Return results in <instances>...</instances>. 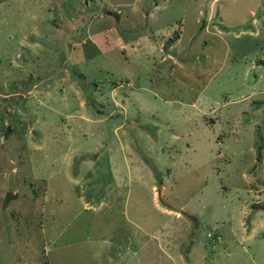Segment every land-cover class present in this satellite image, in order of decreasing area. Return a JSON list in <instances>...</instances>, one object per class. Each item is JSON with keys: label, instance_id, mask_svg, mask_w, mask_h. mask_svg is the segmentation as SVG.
Segmentation results:
<instances>
[{"label": "rangeland", "instance_id": "rangeland-1", "mask_svg": "<svg viewBox=\"0 0 264 264\" xmlns=\"http://www.w3.org/2000/svg\"><path fill=\"white\" fill-rule=\"evenodd\" d=\"M85 1L0 56V264H264V0Z\"/></svg>", "mask_w": 264, "mask_h": 264}, {"label": "crops", "instance_id": "crops-1", "mask_svg": "<svg viewBox=\"0 0 264 264\" xmlns=\"http://www.w3.org/2000/svg\"><path fill=\"white\" fill-rule=\"evenodd\" d=\"M62 1L63 0H0V56L2 61L5 60L3 53L9 54L10 56V58H8L6 61L16 59V56L20 52L22 54L24 52L25 54L30 53L31 49H29V46L35 44L33 41V37H36V41H38V39L41 38L40 36H43V34L37 30L40 28V27L37 28L38 25H46V26L49 25L53 27L54 30H59V31H61L62 29L65 30L68 27L71 29L72 26L70 25L74 24L71 21L72 16H69V18L65 17L63 21L57 20L54 17L55 15L57 18L61 19L60 13L62 12V10L59 4ZM80 1L81 3L82 1L86 3L85 0H79V2ZM73 4L77 5L76 3H72V4L68 3L67 5L68 7L67 12H70L69 15L72 14L71 11L73 10L78 12L79 10H84L83 13L84 14L87 13L84 8L81 9H78V7L74 8ZM63 5H65V3H63ZM90 11L92 10L90 9ZM99 16L101 17L100 14ZM59 22H61V24ZM83 23H85V28H86L87 27L86 23H88V20L87 21L85 20L81 24ZM77 24H80V21L77 22ZM63 25H65V27H63ZM112 25L113 24L104 25V29L111 27ZM101 30H103L101 29V26H98L97 28L91 30L92 33L88 31L89 37L92 38V40L96 43V44L93 43L92 45L96 46L97 49L101 48V36H99V34H101ZM163 33L166 34V31H164ZM120 36H117L115 34L114 40L118 39L121 41L120 42L121 44L127 46L129 42H132L133 40L137 41L138 40L137 37L143 35H138L137 37L134 38H127V39L124 38L125 40H123L122 39L123 37L121 38ZM81 40H83V38H81ZM92 40L91 42H93ZM177 41L178 40H176L175 42L171 41L169 43V47L173 46V43H176ZM77 42L78 41L71 42L70 44L68 43V45H72L73 43H77ZM117 42L119 45V41ZM20 47L23 48L24 51H22ZM166 54L169 56L171 55L170 52H166ZM167 102L169 101L167 100Z\"/></svg>", "mask_w": 264, "mask_h": 264}]
</instances>
